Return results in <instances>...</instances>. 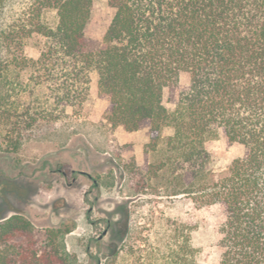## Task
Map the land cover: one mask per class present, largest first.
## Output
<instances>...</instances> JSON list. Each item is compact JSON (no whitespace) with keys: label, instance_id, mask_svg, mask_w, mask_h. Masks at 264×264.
<instances>
[{"label":"trees","instance_id":"1","mask_svg":"<svg viewBox=\"0 0 264 264\" xmlns=\"http://www.w3.org/2000/svg\"><path fill=\"white\" fill-rule=\"evenodd\" d=\"M94 2L42 0L58 24L38 25L45 49L37 60L23 57L21 67L36 74L30 95L47 90L54 104L80 107L96 72L113 128L131 133L149 122L156 146L163 128L174 130L166 141L172 156L158 169L177 162L169 196L223 208L217 264H264V0H107L114 15L98 44L85 35ZM182 72L189 86L169 110L164 92ZM220 133L246 153L217 173L206 169L205 143ZM65 233L39 236L22 215L1 220L0 264H75Z\"/></svg>","mask_w":264,"mask_h":264},{"label":"rangeland","instance_id":"2","mask_svg":"<svg viewBox=\"0 0 264 264\" xmlns=\"http://www.w3.org/2000/svg\"><path fill=\"white\" fill-rule=\"evenodd\" d=\"M41 4L0 0V221L22 215L39 236L67 231L61 241L75 264H217L223 208L169 196L177 162L158 169L172 156L171 127L158 134L157 146L149 122L137 133L113 128L96 72L80 107L54 104L47 90L30 95L35 71L21 67L23 57L37 60L45 49L46 38L34 32L38 25L58 24L57 10ZM113 15L107 0H95L86 38L101 42ZM189 83L182 72L178 86L164 92L169 110ZM205 149L206 169L217 173L246 153L221 133Z\"/></svg>","mask_w":264,"mask_h":264},{"label":"crops","instance_id":"3","mask_svg":"<svg viewBox=\"0 0 264 264\" xmlns=\"http://www.w3.org/2000/svg\"><path fill=\"white\" fill-rule=\"evenodd\" d=\"M138 131H136V132H131V133H137ZM128 133H130V132H128ZM172 136V135H171Z\"/></svg>","mask_w":264,"mask_h":264}]
</instances>
